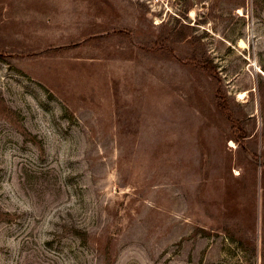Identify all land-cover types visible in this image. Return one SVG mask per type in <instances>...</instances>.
Instances as JSON below:
<instances>
[{"label": "rangeland", "instance_id": "obj_1", "mask_svg": "<svg viewBox=\"0 0 264 264\" xmlns=\"http://www.w3.org/2000/svg\"><path fill=\"white\" fill-rule=\"evenodd\" d=\"M0 264H264V0H0Z\"/></svg>", "mask_w": 264, "mask_h": 264}, {"label": "trees", "instance_id": "obj_2", "mask_svg": "<svg viewBox=\"0 0 264 264\" xmlns=\"http://www.w3.org/2000/svg\"><path fill=\"white\" fill-rule=\"evenodd\" d=\"M191 60H193V62L195 63V65L202 71V72H205L206 70V68L205 67H202L201 66V63H199L200 61L199 60H196V58L195 57H192L191 58ZM216 75H213V77L215 78V81H216V84H217V87H216V92H215V96H216V104H217V106L218 107H220V110L223 112V113H225L226 114V117H227V119L228 120H230V122H232V123H236V124H239L238 123V121L235 119V118H233L232 117V115H231V111L230 110H224L223 108V105H222V103L219 101V94H218V92H220V89H219V86H218V84L220 83V79H219V77H215ZM235 119V120H234ZM242 130H243V136L241 137V140L242 141H244V140H246L245 138H246V135H245V131H244V129L242 128ZM237 140V142L239 143V144H241V146H240V148H242V149H246L245 147H244V143H240L239 141H238V139H236Z\"/></svg>", "mask_w": 264, "mask_h": 264}, {"label": "bare ground", "instance_id": "obj_3", "mask_svg": "<svg viewBox=\"0 0 264 264\" xmlns=\"http://www.w3.org/2000/svg\"><path fill=\"white\" fill-rule=\"evenodd\" d=\"M239 10V9H238ZM243 94V93H242ZM240 97V96H239ZM230 145H235L232 141L230 142Z\"/></svg>", "mask_w": 264, "mask_h": 264}]
</instances>
